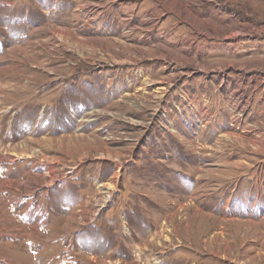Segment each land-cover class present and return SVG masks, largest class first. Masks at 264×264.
<instances>
[{"label":"rangeland","instance_id":"rangeland-1","mask_svg":"<svg viewBox=\"0 0 264 264\" xmlns=\"http://www.w3.org/2000/svg\"><path fill=\"white\" fill-rule=\"evenodd\" d=\"M263 38L264 0H0V264H264Z\"/></svg>","mask_w":264,"mask_h":264},{"label":"crops","instance_id":"crops-1","mask_svg":"<svg viewBox=\"0 0 264 264\" xmlns=\"http://www.w3.org/2000/svg\"><path fill=\"white\" fill-rule=\"evenodd\" d=\"M259 40H261L263 43H264V38L263 39H259ZM249 41V40H248ZM247 41V42H248ZM240 43H242L241 45L242 46H244V44H243V39H242V42L240 41ZM240 43H238V44H240ZM241 46V47H242ZM260 47L261 46H257V47H255V48H253L255 51H260L259 49H260ZM242 50H241V48H240V46H237V53H240ZM252 77L251 76H249V77H247V79H251ZM241 80V78L239 79V81ZM251 81V80H250ZM246 82V81H245ZM240 93H241V95H244V93L243 92H241V90H240ZM248 97V96H247ZM250 98H257V95H256V93L253 91V93L250 95ZM249 98V99H250ZM259 99V104H260V107H261V105L264 107V95L263 94H261L260 95V98H258ZM244 104H245V102H244ZM253 104H254V101H253ZM26 218H28V217H26Z\"/></svg>","mask_w":264,"mask_h":264},{"label":"bare ground","instance_id":"bare-ground-1","mask_svg":"<svg viewBox=\"0 0 264 264\" xmlns=\"http://www.w3.org/2000/svg\"><path fill=\"white\" fill-rule=\"evenodd\" d=\"M98 6V5H97ZM105 12V11H104ZM130 27H131V25H130ZM148 34V33H147ZM40 37V36H39ZM69 38V37H68ZM119 58V57H118ZM135 73V72H134Z\"/></svg>","mask_w":264,"mask_h":264}]
</instances>
